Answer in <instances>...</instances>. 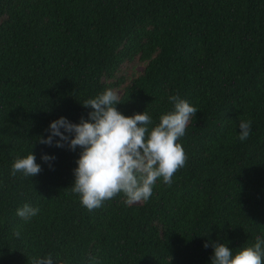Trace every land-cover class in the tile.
<instances>
[{"label": "trees", "instance_id": "obj_1", "mask_svg": "<svg viewBox=\"0 0 264 264\" xmlns=\"http://www.w3.org/2000/svg\"><path fill=\"white\" fill-rule=\"evenodd\" d=\"M109 88L123 115L151 117L149 130L174 111L169 96L198 112L171 185L161 177L147 201L121 192L89 211L72 191L82 149L39 138L60 117L87 120L83 103ZM240 120L252 122L243 142ZM31 152L42 171L13 176ZM25 204L39 213L20 218ZM257 236L264 0H0V264H211L213 243L235 254Z\"/></svg>", "mask_w": 264, "mask_h": 264}, {"label": "clouds", "instance_id": "obj_2", "mask_svg": "<svg viewBox=\"0 0 264 264\" xmlns=\"http://www.w3.org/2000/svg\"><path fill=\"white\" fill-rule=\"evenodd\" d=\"M174 105V111L163 114L157 126L149 130L151 117L144 111L133 116H125L117 110L120 97L112 89H106L94 99L83 103L90 107L88 119L81 118L79 123H72L65 117L49 125L50 135L39 142L63 148L65 144L75 151L79 146L82 151L76 161L73 193L80 195L81 204L87 210L100 208L104 201L114 198L119 193L127 197L126 203L133 204L147 201L153 192L156 181L171 185L173 175L185 165V151L177 141L185 135L190 120L198 109L178 95L168 97ZM251 120L239 121V139L245 141L251 131ZM63 129V131H61ZM54 156L43 155L42 160L50 162ZM51 167V164H49ZM42 171L31 152L25 158H18L12 165V175L17 172L25 177H32ZM39 208L28 204L17 210V216L29 220L39 213ZM15 235L18 237L19 232ZM208 243L204 244L207 248ZM214 254L211 264H264V239L256 237L254 246L244 247L233 254L227 244H212ZM94 264H100L95 257ZM32 264H53L51 254L38 257Z\"/></svg>", "mask_w": 264, "mask_h": 264}]
</instances>
